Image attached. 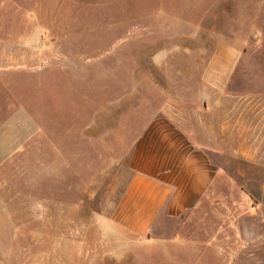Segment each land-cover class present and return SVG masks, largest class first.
<instances>
[{"label":"rangeland","instance_id":"rangeland-1","mask_svg":"<svg viewBox=\"0 0 264 264\" xmlns=\"http://www.w3.org/2000/svg\"><path fill=\"white\" fill-rule=\"evenodd\" d=\"M0 264H264V0H0Z\"/></svg>","mask_w":264,"mask_h":264},{"label":"crops","instance_id":"crops-1","mask_svg":"<svg viewBox=\"0 0 264 264\" xmlns=\"http://www.w3.org/2000/svg\"><path fill=\"white\" fill-rule=\"evenodd\" d=\"M183 167L182 172H184L187 165L184 164ZM195 167L187 174V177H182L180 180L181 187L182 183L185 185H183L182 189L180 188L183 192L179 194L183 201L184 197H192L195 193L201 191L196 186L191 188L189 183L192 179L195 180L197 174H200L198 179L202 177L200 169ZM174 189L175 187L169 182L159 177L133 170L128 178V183L119 205L115 210L113 221L121 228L130 230L140 236L146 235L150 230L157 227L156 224L162 219L161 215L169 209L170 202L174 196ZM183 203L175 205L183 206L182 211H185L186 202ZM192 203L188 205H192Z\"/></svg>","mask_w":264,"mask_h":264}]
</instances>
